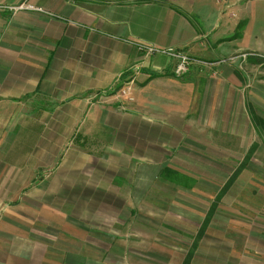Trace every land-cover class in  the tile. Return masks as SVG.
Listing matches in <instances>:
<instances>
[{
    "label": "crops",
    "instance_id": "1",
    "mask_svg": "<svg viewBox=\"0 0 264 264\" xmlns=\"http://www.w3.org/2000/svg\"><path fill=\"white\" fill-rule=\"evenodd\" d=\"M20 3L26 7L15 10ZM164 50L188 55L189 69L177 74L178 58ZM245 51L264 57V0H0V157L15 149L53 151L52 137L62 138L65 124L108 122L110 104L128 87L135 114L156 139L206 140L235 151L221 142L253 140L250 102L264 100V81H250L237 63ZM232 57L231 68L224 62ZM23 123L53 128L38 134V145L8 147L13 125ZM15 169L0 163V188L32 185ZM21 216L0 217V264H91L83 250L67 258L54 242L15 241L2 219ZM171 252L167 261L182 264Z\"/></svg>",
    "mask_w": 264,
    "mask_h": 264
},
{
    "label": "rangeland",
    "instance_id": "2",
    "mask_svg": "<svg viewBox=\"0 0 264 264\" xmlns=\"http://www.w3.org/2000/svg\"><path fill=\"white\" fill-rule=\"evenodd\" d=\"M250 52L237 63L260 84L264 63L249 62ZM232 59L224 62L231 68ZM133 94L128 87L110 104L106 123L62 125L53 151L15 149L40 144L38 134L53 125H13L8 147L15 150L0 163L34 180L28 188H0V217L23 218L2 219L5 230L31 246L60 244L67 258L83 250L91 264H172L171 251L182 264H264V100L250 102L258 135L220 141L236 149L218 151L206 140L156 139L135 114ZM165 167L193 179L163 177Z\"/></svg>",
    "mask_w": 264,
    "mask_h": 264
},
{
    "label": "built area",
    "instance_id": "3",
    "mask_svg": "<svg viewBox=\"0 0 264 264\" xmlns=\"http://www.w3.org/2000/svg\"><path fill=\"white\" fill-rule=\"evenodd\" d=\"M24 7H26L25 3H20L19 5L14 6L13 8L15 10H18V9H22ZM29 7H32V6H29ZM155 51H157V49H155L154 47H149V50H148L149 53H152ZM164 52H170L172 55H174L178 58V63L176 65V73L177 74L181 75L188 70V66H189L190 60H191L188 55L181 53V52H176L174 50H169V51L164 50ZM241 56L244 59L246 57V54H244V57H243V55H241Z\"/></svg>",
    "mask_w": 264,
    "mask_h": 264
},
{
    "label": "trees",
    "instance_id": "4",
    "mask_svg": "<svg viewBox=\"0 0 264 264\" xmlns=\"http://www.w3.org/2000/svg\"><path fill=\"white\" fill-rule=\"evenodd\" d=\"M249 59L253 62H263L264 61V57L263 56H259L257 55L256 53H252L250 52V56H249ZM161 175L163 177H166V178H171V180H176V178L174 176H180L184 179H187L191 181V177H188L187 175H184L182 173H179L178 171H175L169 167H165L163 169V172H161ZM174 175V176H173Z\"/></svg>",
    "mask_w": 264,
    "mask_h": 264
}]
</instances>
